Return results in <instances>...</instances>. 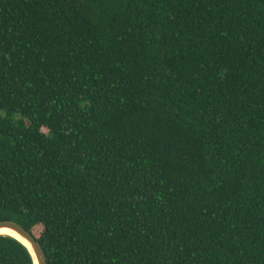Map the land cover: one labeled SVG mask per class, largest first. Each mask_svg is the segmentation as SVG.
Segmentation results:
<instances>
[{
  "label": "trees",
  "instance_id": "1",
  "mask_svg": "<svg viewBox=\"0 0 264 264\" xmlns=\"http://www.w3.org/2000/svg\"><path fill=\"white\" fill-rule=\"evenodd\" d=\"M0 221L47 264H264V0H0Z\"/></svg>",
  "mask_w": 264,
  "mask_h": 264
},
{
  "label": "water",
  "instance_id": "2",
  "mask_svg": "<svg viewBox=\"0 0 264 264\" xmlns=\"http://www.w3.org/2000/svg\"><path fill=\"white\" fill-rule=\"evenodd\" d=\"M1 229H8L20 238L13 237L22 242L30 250L35 264H47V257L41 244L28 230L12 221H0Z\"/></svg>",
  "mask_w": 264,
  "mask_h": 264
},
{
  "label": "bare ground",
  "instance_id": "3",
  "mask_svg": "<svg viewBox=\"0 0 264 264\" xmlns=\"http://www.w3.org/2000/svg\"><path fill=\"white\" fill-rule=\"evenodd\" d=\"M0 236H10V237H15V238H19L16 234L12 233L10 230L8 229H1L0 230ZM20 239V238H19Z\"/></svg>",
  "mask_w": 264,
  "mask_h": 264
}]
</instances>
